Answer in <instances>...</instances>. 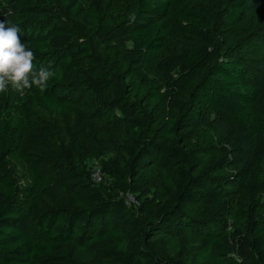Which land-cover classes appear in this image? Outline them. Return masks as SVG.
Returning a JSON list of instances; mask_svg holds the SVG:
<instances>
[{
	"label": "trees",
	"instance_id": "trees-1",
	"mask_svg": "<svg viewBox=\"0 0 264 264\" xmlns=\"http://www.w3.org/2000/svg\"><path fill=\"white\" fill-rule=\"evenodd\" d=\"M128 1L139 19L114 16L113 24L128 25L131 45L119 42L118 61L104 78L84 68L91 47L72 34L47 31L20 38L34 52L37 69L51 68L56 76L42 92L33 87L22 94L0 93V264H264L259 89L248 84L244 65L221 56L215 20L191 0H107L87 11L97 25L110 6L126 11ZM242 5V0L231 3L222 20L230 32L241 21ZM83 10L81 0H69L63 14L77 22ZM169 18L179 34L176 53L164 47ZM79 97L91 122H70L54 147L34 111L54 113L56 126L60 114L72 115L79 107ZM210 113L226 116L227 129L216 147L218 160L202 169L200 153L188 152L186 144L189 130ZM102 119L112 121L115 135L130 134L128 139L106 146L99 135ZM27 129L34 130L33 141L45 154L21 148ZM104 152L112 159L100 172L110 176L118 193L138 199L139 215L128 214L123 197L103 196L79 164ZM45 162L55 185L40 170ZM153 165L179 180L161 203L150 197L147 171ZM215 185L235 189L244 202L235 203ZM34 194L46 203L42 211L28 207ZM65 198L83 208L62 204ZM195 199L210 200L200 220L205 230L189 248L181 247L185 262L174 261L161 239L179 235L183 210Z\"/></svg>",
	"mask_w": 264,
	"mask_h": 264
},
{
	"label": "rangeland",
	"instance_id": "rangeland-1",
	"mask_svg": "<svg viewBox=\"0 0 264 264\" xmlns=\"http://www.w3.org/2000/svg\"><path fill=\"white\" fill-rule=\"evenodd\" d=\"M84 10L79 14L77 22H70L63 14V8L69 0H0V20L15 24L20 29V38L26 36H37L47 31L66 32L74 35L76 41L89 44L92 54L87 61L83 62L94 78H104L118 61L119 42L124 41L128 46L126 28L128 25L115 27L113 17L118 16L120 20L134 22L139 19L136 7L129 1L126 11L113 10L110 6L106 10V17L100 24H95L89 15L87 8L97 9L104 7L107 0H81ZM193 5L201 12L210 15L215 20V29L218 36L220 54L225 59L242 64L247 69V82L249 85L259 89V100L256 109L264 108V0H242L243 15L240 23L233 32L228 31L222 24L224 16L230 9V4L237 0H191ZM239 1V0H238ZM137 21V20H136ZM179 45V34L176 25L171 18L168 19V34L164 43L165 49L170 53H176ZM79 107L72 115L60 114L58 124H53L55 114L52 112L40 113L34 111L38 121L39 130L48 137L51 144L56 147L62 138L64 129L70 127V122L82 118L85 124L91 119L85 110L83 97L77 98ZM112 121L102 119L99 123V135L106 146L111 141L123 142L130 134L115 135L111 129ZM227 129L226 116L207 114L199 127L189 130L190 140L187 142V151L200 153L202 169L208 167L218 160L216 150L221 137ZM33 129H27L21 143V148L28 152L39 155L45 154V150L33 141ZM84 136L81 139L83 141ZM112 159L111 154L104 152L95 159H86L79 163L85 174L89 173L90 183L108 199L123 197L128 206V214L139 215V201L135 196H123L118 193L109 175L101 172V180H94L93 175L107 165ZM40 170L47 178L49 184H57V178L50 166L45 162ZM147 174L149 176L148 187L150 197H155L161 203L165 194H172L179 180L165 169L155 165L151 166ZM218 192L223 193L235 203L242 204L244 201L235 189L216 186ZM69 204L72 209L83 208L71 198H65L62 204ZM210 200L195 199L183 210L186 218L178 227V236L162 237V245L166 250V256L174 261L185 262L181 257V247L189 248L195 238L205 230L206 225L200 223L203 215L208 212ZM28 207H36L40 211L45 209L44 199L34 194ZM112 227V225L110 226ZM127 244L131 240L121 235ZM184 244V245H183ZM162 252L161 250H159Z\"/></svg>",
	"mask_w": 264,
	"mask_h": 264
},
{
	"label": "clouds",
	"instance_id": "clouds-1",
	"mask_svg": "<svg viewBox=\"0 0 264 264\" xmlns=\"http://www.w3.org/2000/svg\"><path fill=\"white\" fill-rule=\"evenodd\" d=\"M19 33L18 26L0 20V93L11 89L22 94L33 87L42 92L56 72L44 66L37 69L35 54Z\"/></svg>",
	"mask_w": 264,
	"mask_h": 264
},
{
	"label": "built area",
	"instance_id": "built-area-1",
	"mask_svg": "<svg viewBox=\"0 0 264 264\" xmlns=\"http://www.w3.org/2000/svg\"><path fill=\"white\" fill-rule=\"evenodd\" d=\"M94 180H101V172L98 171L93 175Z\"/></svg>",
	"mask_w": 264,
	"mask_h": 264
}]
</instances>
